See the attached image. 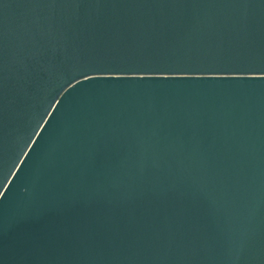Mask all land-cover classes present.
<instances>
[{"label": "water", "instance_id": "obj_1", "mask_svg": "<svg viewBox=\"0 0 264 264\" xmlns=\"http://www.w3.org/2000/svg\"><path fill=\"white\" fill-rule=\"evenodd\" d=\"M0 264H264V0H0Z\"/></svg>", "mask_w": 264, "mask_h": 264}]
</instances>
